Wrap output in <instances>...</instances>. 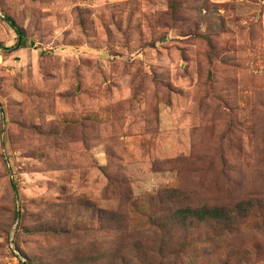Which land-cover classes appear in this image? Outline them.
I'll use <instances>...</instances> for the list:
<instances>
[{
    "label": "rangeland",
    "instance_id": "374dc122",
    "mask_svg": "<svg viewBox=\"0 0 264 264\" xmlns=\"http://www.w3.org/2000/svg\"><path fill=\"white\" fill-rule=\"evenodd\" d=\"M7 18L0 264H264V0H0L13 47ZM168 196L251 203L184 230Z\"/></svg>",
    "mask_w": 264,
    "mask_h": 264
},
{
    "label": "trees",
    "instance_id": "16d2710c",
    "mask_svg": "<svg viewBox=\"0 0 264 264\" xmlns=\"http://www.w3.org/2000/svg\"><path fill=\"white\" fill-rule=\"evenodd\" d=\"M9 24L13 27L17 39L15 45L13 47H4L0 44V48L5 50H11L13 48L19 47L20 44L24 41V32L21 28L16 26L13 21L7 18ZM162 202L169 203V208H165L166 211L170 213V225L177 227H182L184 230L194 229L200 225H218L222 227H230V225L238 222L241 217L245 215V212L248 211L251 201L245 203V205L240 204V202H236L233 204V210L229 209V206L223 202H211V203H197L191 204L187 203L185 205H179V202H175L168 196V198H164ZM176 204V206H175ZM244 206V207H243ZM103 211V210H102ZM104 212V211H103ZM162 222V221H161ZM155 226L157 227L156 222ZM164 223H166L164 221ZM177 226V227H176ZM156 233L158 236V250L157 253L162 257L167 259H175L180 258L184 255L185 249L184 246L186 245V239H184L180 244V247L174 249V251L164 254V245L166 242V235L168 237H173L175 235L174 232H165ZM142 240H133L131 246L133 247V251L135 253L134 257L136 259L137 264H150V262L146 259V255L143 253L144 249H140L139 245L141 244ZM117 252L118 249L115 248L113 250ZM104 256V255H103ZM162 260V259H161ZM161 260L159 263H161ZM107 264V263H105Z\"/></svg>",
    "mask_w": 264,
    "mask_h": 264
}]
</instances>
